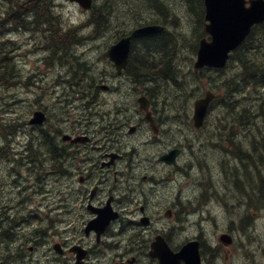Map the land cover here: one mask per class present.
<instances>
[{
	"label": "rangeland",
	"instance_id": "1",
	"mask_svg": "<svg viewBox=\"0 0 264 264\" xmlns=\"http://www.w3.org/2000/svg\"><path fill=\"white\" fill-rule=\"evenodd\" d=\"M109 1L94 0V3L103 4ZM124 1L111 0L112 10L117 12L114 14V19L111 18L110 27L98 34L95 32L94 24L83 27L87 24L92 10L84 9L68 0H56L57 9L62 14L58 24L81 26L78 32L85 37L73 45L69 58L67 54L61 55L51 51L46 37L49 31L41 27L34 31L11 32L7 34L8 37H5L6 41H11L6 46L13 48L11 53L20 82L19 88H17L18 85L8 86L0 82V152H4V155H0V214H7L10 211L18 212L20 215L14 218L15 222L10 226L8 233L0 229V234L5 232L0 237V255L3 257L1 259L3 264H15L17 258L15 242L20 240L23 233L31 226L36 227V233L47 231V235H42V242H44L53 237L55 235L53 233L59 234L62 231L60 224L66 217L63 213L52 211L50 219L52 227L49 228L43 224L48 220L45 219V212L38 208L37 211H31L34 206L49 201L47 199L49 194L44 197L41 191L37 190L36 180L30 175L26 160L20 157L16 160L13 155L15 148L11 147L12 143L16 140L24 141L29 135L30 127L25 120L32 115L34 107L33 97L29 93L34 88H39V92L44 94L48 101H52L54 89L59 82L56 77L65 78V72L69 69L67 74H72L75 67V75L80 80L89 81L96 76L98 78L95 80L100 78L102 85H108V79L111 78L110 62L104 57L103 52L111 42L119 34L130 31V26L135 27L148 22L160 23L156 21L158 20L157 8L151 9L146 1L142 0V6L139 2L134 3L132 0L129 1L132 6H129ZM167 2L173 15H169L168 21L162 23L167 26L172 38L175 37L181 41V45L175 43L178 50L174 65L180 68V73L187 79V84L184 90H180L171 81L161 80L152 85V90L158 95L164 108L175 115L176 126L173 132L180 141L185 143L186 153L180 161L178 180L174 182V191L176 194L180 192L181 199L186 202V205L181 207L184 210L177 214L179 235L181 237H215L220 253L215 258L206 256L207 259H212L213 264H264V209L263 211L257 209L258 203L254 207V200L250 203L249 198V194L254 196L249 187L250 181H256L259 178V172L253 173V168L243 164L237 157V146L242 150L248 149L252 137L251 129L240 123L241 114L237 109L233 112L224 107L225 101L213 103L205 126L201 129L192 127L186 116L187 111L193 112L194 100L209 89L218 92L219 87L227 101L239 97L248 110L255 105L253 102L256 101L258 94L248 92L245 99H241L240 93L229 97L227 83L233 71L238 69L236 63L227 65L223 72L208 71L204 77L195 73L194 49L199 43L201 31L199 17L188 10L182 0ZM7 5L6 0L0 2V16L4 15ZM136 12L139 14H134ZM173 18L177 20V23L172 22ZM73 37L71 36L72 39ZM78 52L81 54V60L87 62L89 66L86 71L81 70L78 62L72 57V54ZM149 56L146 52L143 53L142 57L146 59V65L155 67L161 65L160 55L154 58ZM65 58L68 62L63 61ZM37 66L41 67L42 71L41 74L38 72L35 75L33 71ZM155 70L157 73L160 72V69ZM43 73L45 79L33 85L34 76H42ZM111 82L116 86L114 91L108 94L115 102L117 110H123L124 105L131 103L134 96L136 97L148 86L129 83L128 80L120 82L112 79ZM28 83L31 84L29 90L26 88ZM23 88H26L24 90V96L28 98L26 101L22 94ZM101 90L106 92L102 87ZM98 99L99 102L103 100L101 97ZM240 108L243 114L249 115L245 113L244 107ZM249 112L256 117L259 115L257 107ZM65 113L66 110L62 113L52 112L51 124L57 128H64L62 120L66 117ZM68 116L69 119L72 118L71 113ZM14 120L21 125L19 134L13 133L15 132L12 125ZM261 120L259 117L258 122ZM254 132L257 136L260 134L257 127ZM189 164L191 167L188 166ZM60 185L59 179L51 180V202H58L61 198V192L57 191ZM12 206H15L17 211L12 210ZM249 206L254 208L251 209ZM260 206H262L261 203ZM38 212L39 216H37ZM247 212L251 214L249 218H245ZM22 221H25L24 224ZM17 223L20 224L16 225ZM224 232L231 233L234 238L233 243L227 247L218 240Z\"/></svg>",
	"mask_w": 264,
	"mask_h": 264
},
{
	"label": "flooded vegetation",
	"instance_id": "2",
	"mask_svg": "<svg viewBox=\"0 0 264 264\" xmlns=\"http://www.w3.org/2000/svg\"><path fill=\"white\" fill-rule=\"evenodd\" d=\"M41 71L33 73L41 74ZM42 79H45L44 73L34 76L33 85ZM68 80L74 83L73 78ZM126 80L132 82L136 78L126 74ZM64 85L55 87L52 101L39 88L33 89L32 115L42 111L46 120L42 124L28 123V140L14 142V154L16 160L20 157L28 163L37 190L44 197L49 194V201L34 206L31 211L38 208L45 212L48 220L43 224L49 228L52 211L65 214V221L60 224L62 231L53 233L44 242L42 235H47V231L36 233V227L31 226L24 232L14 245L17 248L15 264H76L79 253L85 254L83 264H162L157 249H167L173 256L193 239L199 240L202 264H213L206 256H217L220 249L216 238H211L215 240L211 246L202 237L179 235L177 214L184 210L181 207L186 202L180 192L174 191V182L178 180L180 161L186 151L185 143L173 132L175 115L145 90L124 105L123 110H117L108 93L98 92L104 88L99 80L95 82V102L89 111L79 105L78 94L66 104L63 96L68 89L63 91ZM107 88L114 89L112 85ZM141 95L148 101L155 128L140 108ZM102 96L109 99L99 102ZM65 110L64 128L53 126L52 112ZM188 117L194 127L192 115ZM173 150L179 153L168 162L164 156ZM53 178L61 181L58 202L50 200ZM101 213L109 221L90 228ZM1 259L2 255L0 264H3ZM180 264L185 261L181 260Z\"/></svg>",
	"mask_w": 264,
	"mask_h": 264
},
{
	"label": "trees",
	"instance_id": "3",
	"mask_svg": "<svg viewBox=\"0 0 264 264\" xmlns=\"http://www.w3.org/2000/svg\"><path fill=\"white\" fill-rule=\"evenodd\" d=\"M2 0H0L1 2ZM8 5L4 11V15L0 16V82L6 85H17L18 76L17 68L14 62V57L12 56L13 48H8L6 44L10 43V40H5V37H8L7 34L11 32H16L19 30H28L34 31L43 28L45 31H49L46 34L47 43L51 47V51H56L59 54H67V57H70L72 47L78 41L84 39L78 30L81 26L74 27L72 25L66 26L64 23L58 24L61 12L57 9L56 0H6ZM130 0H125L124 2L127 5L132 6L129 2ZM134 3L139 2L142 6V0H132ZM146 1L147 5L152 8H157L158 14V22L165 23L169 19V15L172 14V11L169 9L168 0H143ZM188 10L197 14L200 20L201 31L199 33V37L202 38L206 36V32L204 30L205 20V5L204 0H182ZM111 0L109 2H104L103 4H95L92 8V14L88 18V22L85 26L94 24L95 32L98 34L105 32L108 27H110L111 18L114 19V14L117 12L116 10H112ZM146 5V6H147ZM134 14H139L136 12ZM173 15V14H172ZM111 16V17H110ZM172 22L175 24L177 20L175 18L172 19ZM59 26H58V25ZM131 29L134 26H130ZM166 29L163 32L146 36L143 38L135 39L132 43V53L129 60V66L126 71V74L136 78L135 83L137 85H148L145 89L146 91L152 95L157 101H160L158 95L152 90V85H154L157 81H171L172 84L178 86L180 90L185 89V85L187 84V79L183 78L180 73V68L175 67L174 61L177 54L178 47H176L175 43L181 45V41L178 38H172L171 32ZM125 32L121 33L124 34ZM120 35V34H119ZM118 35V36H119ZM71 36H74L73 39ZM71 39V41H70ZM198 43L195 45V53L197 52ZM147 53L150 55L149 57L154 58L160 55L161 65L149 66L146 64V59H144L143 53ZM72 57L76 62H78L81 70L86 71L88 69L87 62L81 60V54L78 52L77 54H72ZM71 60V59H70ZM63 61H67V59H63ZM73 61V60H71ZM68 62V61H67ZM168 62V63H166ZM237 64L238 69L233 71L229 82L227 83V92L230 96H236L240 93L241 99H245L247 97V93H256L258 96L256 97V101L253 102L255 104L252 109H249L241 103L240 98L227 101L225 95L217 98L215 102H224V107L232 110L233 112L236 109L240 112V123L244 126H248L252 131L251 143L246 150H242L239 146H237L238 154L237 157L241 160L243 164L246 166H250L253 168V173L259 172V178L250 181L249 187L251 188L254 196L250 195L249 192L245 189V191L249 194V198L251 202L254 200V207L256 204L258 205L261 211L264 209V23L254 26L251 34L248 36L246 41L235 51L230 57L228 62V66L231 64ZM169 64V65H168ZM76 67L73 71L76 72ZM155 69H160V72L157 73ZM219 71L223 72V70L217 69H209L203 68L200 70H195V73L200 75V77H204L206 72L210 71ZM80 79V78H78ZM180 79V80H179ZM14 80L15 83H14ZM95 77L89 81H81L79 83L75 81V83L68 81L67 87L68 91L65 92L63 98L65 102L71 101L75 95H79L81 99L84 98V101H88V99H92V96L95 92ZM221 89H217L218 93ZM214 91V90H213ZM244 91V92H243ZM216 92V91H214ZM155 100V101H156ZM87 107V104H85ZM238 106V107H237ZM244 107L245 113H249V115L243 114L240 110V107ZM164 107V105H163ZM257 107L259 111L258 117L256 115L250 114V110H254ZM84 108V107H83ZM93 108L90 106L87 110H92ZM253 112V111H251ZM253 113H258L253 112ZM186 112V116L188 117ZM262 119L258 122V118ZM28 122V118L25 120ZM239 121V120H238ZM14 134H17L21 128V125L14 120L13 122ZM256 127L259 130V135L254 132ZM12 135V133L10 134ZM42 139H44L42 137ZM50 141H53V137H48ZM14 144L12 143L13 147ZM0 155H4V152H0ZM14 158L16 157L13 153ZM260 194V198H259ZM260 203L262 206H260ZM251 209L254 208L249 206ZM251 216L250 212H247L245 218H249Z\"/></svg>",
	"mask_w": 264,
	"mask_h": 264
},
{
	"label": "water",
	"instance_id": "4",
	"mask_svg": "<svg viewBox=\"0 0 264 264\" xmlns=\"http://www.w3.org/2000/svg\"><path fill=\"white\" fill-rule=\"evenodd\" d=\"M78 2L84 8H91L92 0H70ZM205 3V25L206 33L210 38L204 37L200 40L197 58L194 63L195 68L204 67L222 69L227 65L230 54L236 50L246 40L256 24L264 22V0H204ZM164 30L160 24H148L135 28L130 35L122 37L118 42L107 49L105 55L109 57L118 70L121 72L126 68L133 38L144 37L159 33ZM220 94L207 91L203 97L194 102V125L200 128L204 125L210 103ZM140 108L145 110L146 119L155 128L154 118L149 111L146 98L139 99ZM45 116L36 113L32 122H43ZM179 153L173 150L164 156L168 162L174 160ZM110 218L105 214H100L91 224L90 228L105 225ZM220 239L226 243H232L230 234H222ZM160 245H157V247ZM80 252V250H79ZM160 253L162 264H180L181 260L185 264H201L199 242L191 241L172 256V252L167 249H157ZM85 254L78 255L79 261L76 264H83L82 258Z\"/></svg>",
	"mask_w": 264,
	"mask_h": 264
},
{
	"label": "bare ground",
	"instance_id": "5",
	"mask_svg": "<svg viewBox=\"0 0 264 264\" xmlns=\"http://www.w3.org/2000/svg\"><path fill=\"white\" fill-rule=\"evenodd\" d=\"M163 63V62H162ZM166 63H168V62H166ZM169 65V64H168ZM26 190V189H25Z\"/></svg>",
	"mask_w": 264,
	"mask_h": 264
}]
</instances>
